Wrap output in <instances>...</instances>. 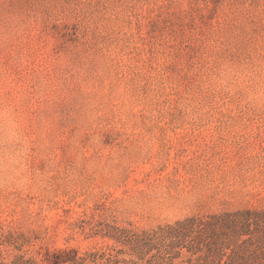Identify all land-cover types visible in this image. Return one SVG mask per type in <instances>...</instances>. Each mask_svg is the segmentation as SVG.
Returning <instances> with one entry per match:
<instances>
[{
    "label": "rangeland",
    "instance_id": "obj_1",
    "mask_svg": "<svg viewBox=\"0 0 264 264\" xmlns=\"http://www.w3.org/2000/svg\"><path fill=\"white\" fill-rule=\"evenodd\" d=\"M0 264H264V0H0Z\"/></svg>",
    "mask_w": 264,
    "mask_h": 264
}]
</instances>
